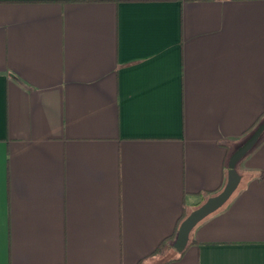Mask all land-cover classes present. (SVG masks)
Instances as JSON below:
<instances>
[{"label": "crops", "instance_id": "obj_1", "mask_svg": "<svg viewBox=\"0 0 264 264\" xmlns=\"http://www.w3.org/2000/svg\"><path fill=\"white\" fill-rule=\"evenodd\" d=\"M262 120L264 0H0V264H264Z\"/></svg>", "mask_w": 264, "mask_h": 264}, {"label": "water", "instance_id": "obj_2", "mask_svg": "<svg viewBox=\"0 0 264 264\" xmlns=\"http://www.w3.org/2000/svg\"><path fill=\"white\" fill-rule=\"evenodd\" d=\"M264 131V121L261 122L252 134L231 154L228 160V172L222 190L208 197L200 206L192 210L179 224L173 247L182 251L185 247L191 229L204 217L223 205L237 188L240 176L235 169L237 161L254 145Z\"/></svg>", "mask_w": 264, "mask_h": 264}, {"label": "trees", "instance_id": "obj_3", "mask_svg": "<svg viewBox=\"0 0 264 264\" xmlns=\"http://www.w3.org/2000/svg\"><path fill=\"white\" fill-rule=\"evenodd\" d=\"M264 120H262L261 122H263ZM260 122V123H261ZM260 123H258L257 125H255V126H252L247 132H245V138H244V140L243 141H245L251 134H252V132L256 129V127L260 124ZM164 246H163V244H161V246L159 247V248H157V252H159V251H162L161 249L163 248ZM182 253V251H180L179 252V254H181Z\"/></svg>", "mask_w": 264, "mask_h": 264}, {"label": "rangeland", "instance_id": "obj_4", "mask_svg": "<svg viewBox=\"0 0 264 264\" xmlns=\"http://www.w3.org/2000/svg\"><path fill=\"white\" fill-rule=\"evenodd\" d=\"M243 142H244V141H243ZM243 142H242V143H243ZM242 143H241V144H242Z\"/></svg>", "mask_w": 264, "mask_h": 264}]
</instances>
